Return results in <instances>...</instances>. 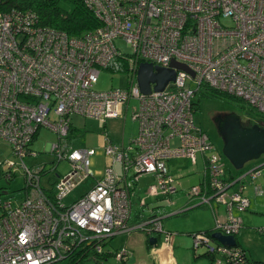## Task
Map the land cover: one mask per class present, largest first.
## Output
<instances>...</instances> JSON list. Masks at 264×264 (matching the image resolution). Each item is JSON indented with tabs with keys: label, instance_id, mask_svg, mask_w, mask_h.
<instances>
[{
	"label": "built area",
	"instance_id": "obj_1",
	"mask_svg": "<svg viewBox=\"0 0 264 264\" xmlns=\"http://www.w3.org/2000/svg\"><path fill=\"white\" fill-rule=\"evenodd\" d=\"M81 1L98 25L76 36L42 25L31 8L0 10V141L11 147L2 166L9 169L6 176H16L21 168L25 178V195L2 203L0 264H52L95 239L137 230L161 235L171 246L173 234L164 229L161 214L130 223L135 187L149 176L148 193L169 203L166 198L177 186L167 160L184 157L195 163L199 153L203 179L186 196L212 210L215 226L192 233L193 249L203 248L214 264H254L242 248L224 246L212 233H239V214L250 206L244 189L248 179L260 176L264 162L243 174L226 173L213 142L195 123L193 98L204 83L264 113V0ZM117 39L131 53H121ZM121 56L130 67L128 86L96 90L101 69ZM172 61L193 75L176 69L165 89L142 93L138 64L169 67ZM130 99L138 101L132 112L137 134L127 145L106 139L103 153L111 165L91 187L69 199L94 177L90 157L96 155L94 148L69 146L71 116L116 119ZM41 127L57 136L48 145L51 170L61 161L69 166L63 174L55 172L53 190L42 187L43 165L30 167L24 160L37 155L29 146ZM116 162L122 174L115 171ZM258 231L264 236V227ZM95 249L101 252L100 246ZM129 254L126 247L117 249L116 264H127Z\"/></svg>",
	"mask_w": 264,
	"mask_h": 264
},
{
	"label": "rangeland",
	"instance_id": "obj_2",
	"mask_svg": "<svg viewBox=\"0 0 264 264\" xmlns=\"http://www.w3.org/2000/svg\"><path fill=\"white\" fill-rule=\"evenodd\" d=\"M65 9L70 10L72 3L68 0H62L60 3ZM121 53H131L132 48L120 39L115 41ZM128 73L114 72L106 69H101L97 82L94 88L98 91H107L112 88L124 89L128 86ZM201 89L193 98L195 102L194 120L204 132L209 136L214 144L216 154L222 157L225 164V172L230 175L243 174L245 168L254 164L256 161L264 159V155L257 159L247 160L237 172L233 169L229 160L223 155L222 148L224 144V133L228 128L235 124L238 128H245L253 124H257L260 119H255L253 115L259 114L253 108H250L245 102L240 99H232L225 95H204ZM138 106V101L130 99L124 114L116 119H107L98 121L93 118H87L79 115L71 116V130L68 136L69 146L72 148L90 147L96 150V155L90 157V168L93 174L98 177L102 174L105 167L111 165V159L105 156L103 149L106 139L113 142L128 144L133 140L138 131V123L132 118V112ZM250 111H249V110ZM262 117L264 115L260 114ZM57 136L55 133L45 127H41L37 136L31 142L29 149L37 152L36 156L27 155L24 160L30 167H44L42 173V187L52 188L55 182V172L63 174L68 170L69 166L65 161L57 164L56 171H52L53 164L51 163L52 155L48 151V145L56 142ZM208 153V152H207ZM11 154V147L8 143L0 141V172H2L3 162ZM193 166H192V165ZM197 169L194 163H190L187 158L177 157L172 158L169 162L172 176L176 178V186L187 190L192 184H197L199 180L198 170L204 165V158L201 154H197ZM4 165V164H3ZM168 165V162H167ZM254 167V166H253ZM114 169L119 174H122V166L116 162ZM231 170V171H228ZM181 175V176H180ZM145 178H143L144 180ZM92 177L87 179L81 185L77 186L73 191V195L69 199H74L79 192L84 191L87 187H91ZM141 181V180H140ZM139 181V182H140ZM254 186H248L244 189V195L251 198V205L245 213L242 214L243 226L240 232L236 235L238 243L246 250L247 256L264 262V236L260 234L258 228L264 227V166L260 177L252 181ZM141 197L143 201L151 202L153 196L148 193L147 183L142 181ZM0 187H4L6 191L4 197L11 200H19L25 195V178L23 170H17L15 179L8 182L0 173ZM258 188V189H257ZM255 190V191H254ZM262 192H261V191ZM178 193V192H176ZM255 193V194H254ZM260 193V194H259ZM174 196V195H173ZM169 197V196H168ZM172 198V197H171ZM69 203L68 198L65 199ZM175 206V205H174ZM173 205H165L166 212ZM163 225L165 230H170L174 237V250L178 264H210L206 256H200L195 260L192 256L195 254H203L204 249L200 248L197 251L193 250L192 233L209 229L215 226L213 212L209 208H199L188 212L185 215L170 216L164 218ZM158 235V234H157ZM145 233L135 231L129 235L126 233H118L111 239V246L117 249L126 247L130 254L127 258V264H153L151 256H149V248L146 246ZM164 244L163 237L160 239ZM194 259V260H193ZM69 258H65L60 262L53 264H68ZM99 259L88 256L78 262V264H97ZM103 264H116V260L110 257L108 260H103Z\"/></svg>",
	"mask_w": 264,
	"mask_h": 264
},
{
	"label": "trees",
	"instance_id": "obj_3",
	"mask_svg": "<svg viewBox=\"0 0 264 264\" xmlns=\"http://www.w3.org/2000/svg\"><path fill=\"white\" fill-rule=\"evenodd\" d=\"M68 1H70L73 4L70 10L65 9L60 4L62 0H0V10L8 11V10H12L13 8H18V9L31 8L38 13L40 17V22L42 23V25L52 27L55 29L64 30L65 32L73 36L79 35L82 32L92 29L98 25V21L93 16L92 12L85 6V4L81 0H68ZM129 69H130L129 63L127 59L123 56L117 57L107 67V70L114 71V72H117V71H120V72L127 71L128 72ZM201 89L203 90L202 94H204L205 96L206 95H225L232 99H238L234 96H231L229 94H226L214 88H211L207 84H204V83L200 84L196 93L200 91ZM194 105H195V102H194ZM258 113L259 114L257 115H253V117H255V119H260L258 123H264V117L260 115V114L264 115V113L262 112H258ZM8 171L9 169L2 168V172L0 173L5 180L10 182L15 179V176H12V175L6 176ZM236 171L239 172L240 170H236ZM5 193L6 191H4V187H0V217L2 216V213H3L2 203L6 200H11L9 198L4 197ZM139 214L140 213H134L136 218H138ZM113 236L115 235L107 236L105 238L95 239L92 241V244H89L87 246L86 244L81 245L68 257L70 259L68 264H78V262L87 258L88 256H92V258L99 259V261H97V264L102 263L103 260H108L110 257L114 259L117 248L114 249L113 246H111V239L113 238ZM214 243L216 245H219V243L215 240H214ZM96 245L101 247V252L96 251L95 249ZM236 246H238L239 248H242L246 254V250L238 243V241H237ZM201 255L206 256L210 264H214L213 258L210 255H208L207 253H203ZM245 257L248 262L251 261V262H254V264H264V262H262L261 260H254L250 258L249 256H247V254L245 255Z\"/></svg>",
	"mask_w": 264,
	"mask_h": 264
},
{
	"label": "water",
	"instance_id": "obj_4",
	"mask_svg": "<svg viewBox=\"0 0 264 264\" xmlns=\"http://www.w3.org/2000/svg\"><path fill=\"white\" fill-rule=\"evenodd\" d=\"M176 69L193 73L182 63L172 61L169 67L153 65L150 62H140L137 68V83L144 94L162 91L174 81ZM153 84V85H152ZM223 155L234 169H239L249 159H257L264 155V123H255L245 128L235 124L224 133ZM212 237L224 246H235L237 238L213 232ZM156 237H149V243L155 245Z\"/></svg>",
	"mask_w": 264,
	"mask_h": 264
},
{
	"label": "crops",
	"instance_id": "obj_5",
	"mask_svg": "<svg viewBox=\"0 0 264 264\" xmlns=\"http://www.w3.org/2000/svg\"><path fill=\"white\" fill-rule=\"evenodd\" d=\"M105 124H106V122H105ZM111 142H113V141H111ZM113 143H118V142H113ZM170 160L171 159L167 160V162H168V167H169L170 173L172 174V171H171L170 165H169ZM196 161H197V157H196ZM263 162H264V159L258 160L254 164L248 166L245 169H249V168H251L253 166H256V165H259V164H261ZM190 163H191V161H190ZM194 165H195V167L197 169L196 162L194 163ZM203 167H202V169H200V170L197 171L198 174L200 175L199 176V180H198L197 183H200L202 181V179H203ZM228 171H231V170H228ZM261 174H262V168H261ZM261 174H260V176H261ZM234 175H235V173H234ZM100 176L101 175H99L98 177H100ZM95 177L96 176L94 175V177H93L94 180H95ZM143 178H145V179L143 180ZM94 180L91 181V185H93ZM140 180L142 181L143 184L145 183V187H146V183L148 185L152 181V178H150L149 176H142L140 178ZM253 180H255V179H253ZM141 181L137 183V185L135 187V194H134V196L132 198V209H131V216H130V219H129L130 220V223L138 222L141 219H144V218H146V217H148L149 215H152V214H161L163 216V218H162V224H163L164 223L163 222L164 218H167V217H170V216L185 215L188 212L193 211V210H196V209H199V208H208L209 209V207H206L204 205H195V202L190 201L187 198V196H186V191L187 190L181 189V188L178 189L179 186L177 187V190L174 193L170 194L169 197L166 198V200H168L169 203L163 201L164 197H157L155 199L152 198L153 200L151 202H147V201L145 202V201H143V199L141 197L142 193H141L140 190L144 188L143 185H140ZM248 186H254L255 187V184H253L252 180H249L248 179L247 186L246 187H248ZM176 192H178V193H176ZM80 193L81 192H79L77 195H79ZM248 198L250 200V205H251V198L250 197H248ZM165 205H173V206L175 205V206H174V208H171L169 211L166 212ZM134 213H140L138 215V218L135 217ZM243 213H245V212H243ZM243 213H240L239 215L242 216ZM242 221H243V219H242ZM163 227H164V225H163ZM212 228L204 229V230L196 231V232L212 231ZM137 231H139V230H137ZM133 232H135V231H132V232L126 233V234L129 235V234H131ZM145 237H146V239H145L146 246L149 248L148 249L149 250V256H151L150 258L153 261V264H178L177 259H176V256H175V250H174V237H173L172 245L169 246V247L166 246L165 244H162L161 243V241H160L161 235H153V237H156L157 238V242H156L155 245H151L149 243V237H152V235H150V236H147L146 235ZM200 256H202V255L195 254L192 257L195 260H197V258H199ZM252 259L258 260V258L257 259L252 258Z\"/></svg>",
	"mask_w": 264,
	"mask_h": 264
}]
</instances>
